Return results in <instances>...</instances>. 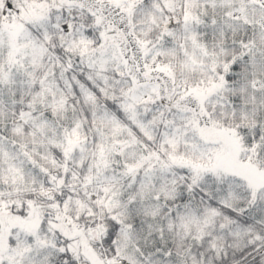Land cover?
<instances>
[{
	"label": "snow or ice",
	"instance_id": "snow-or-ice-1",
	"mask_svg": "<svg viewBox=\"0 0 264 264\" xmlns=\"http://www.w3.org/2000/svg\"><path fill=\"white\" fill-rule=\"evenodd\" d=\"M0 264H264V0H0Z\"/></svg>",
	"mask_w": 264,
	"mask_h": 264
}]
</instances>
